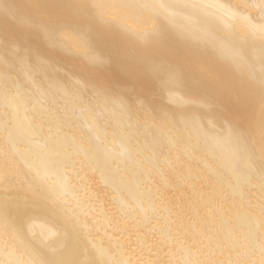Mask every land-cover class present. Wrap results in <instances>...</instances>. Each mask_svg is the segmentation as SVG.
<instances>
[{"label":"bare ground","instance_id":"obj_1","mask_svg":"<svg viewBox=\"0 0 264 264\" xmlns=\"http://www.w3.org/2000/svg\"><path fill=\"white\" fill-rule=\"evenodd\" d=\"M0 45V264H264V0H0Z\"/></svg>","mask_w":264,"mask_h":264},{"label":"water","instance_id":"obj_2","mask_svg":"<svg viewBox=\"0 0 264 264\" xmlns=\"http://www.w3.org/2000/svg\"><path fill=\"white\" fill-rule=\"evenodd\" d=\"M40 3H43V2H40ZM51 4H53L54 7H58V6L61 5L60 3H51ZM44 7H46V6H44ZM101 25H104L102 21H101ZM105 25H106V23H105ZM163 35H172V36L177 37V38H179V36H182V35H179V33L172 32L170 28H168L167 26L163 25L159 21L156 30L154 32H152L147 37V39H145L143 37L141 40H144L142 42H147L148 40L154 39V38L160 39ZM137 40L141 41L140 39H137ZM30 51L33 53V49H30V48H28V49H26L24 51V53L22 54L23 55L22 56L23 60H26V61H42L43 60V59L41 60L40 57L38 58L35 54H33V56H32ZM100 58H101V62L102 63H105L107 61V59H108L107 57H104V56H101ZM45 60L48 61L46 57H45ZM159 99H160V104H162V103L166 104L167 103V105L169 107H175V109L172 108L171 111H180V103H177L175 101H171V99H166V98H163V97H159ZM173 104H176V106L173 105ZM163 112H167V111H157V109H154V108H153V111H151V113H153V114H161ZM179 119H180V124H185L186 121H187L186 118L183 115H181ZM193 119L196 120V118H193Z\"/></svg>","mask_w":264,"mask_h":264},{"label":"rangeland","instance_id":"obj_3","mask_svg":"<svg viewBox=\"0 0 264 264\" xmlns=\"http://www.w3.org/2000/svg\"><path fill=\"white\" fill-rule=\"evenodd\" d=\"M3 45H4V44H3ZM0 46L2 47V45H0ZM1 47H0V48H1ZM105 202H106V201H105ZM97 203H98V202H97ZM100 204H101V203H100ZM103 204H104V203H103ZM103 204H102V205H103ZM98 205H99V203H98ZM107 207H108V206H107ZM105 210H106V208H105ZM108 215H109V214H108ZM113 231H114V230H113ZM113 234H114V232H113ZM114 235H115V234H114ZM119 236H120V235H119ZM124 239L126 240L127 238H126V237H125V238L123 237V240H124ZM132 245H133V244H132ZM133 247H134V249H135V245L132 246V248H133ZM127 248H131V245H129ZM132 248H131V250H132ZM148 248H149V247H148ZM148 248H147V250H148ZM125 251H126V250H125ZM136 253H137V252H135V250H134L132 254L135 256ZM139 253L144 254V255H142V258H143V259H142V262L145 263V260H146V264H147L149 261H151V260H150V257L147 258V257L149 256V254H148V256H147V252H146V251H145V252L141 251V252H139ZM145 254H146V255H145ZM146 256H147V257H146ZM150 256H151V254H150ZM144 257H146V259H145ZM147 259H148V260H147ZM151 259H152V258H151ZM134 261H135V262L137 261L136 263L139 264V261H141V260H138V258L135 257ZM142 262H141L140 264H143ZM136 263H135V264H136Z\"/></svg>","mask_w":264,"mask_h":264}]
</instances>
